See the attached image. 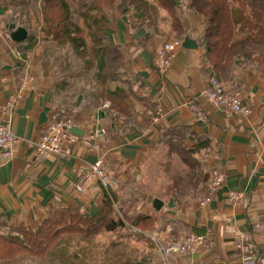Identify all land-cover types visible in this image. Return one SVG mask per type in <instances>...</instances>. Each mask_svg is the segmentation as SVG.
I'll return each mask as SVG.
<instances>
[{
    "label": "crops",
    "instance_id": "0c3cea01",
    "mask_svg": "<svg viewBox=\"0 0 264 264\" xmlns=\"http://www.w3.org/2000/svg\"><path fill=\"white\" fill-rule=\"evenodd\" d=\"M2 2L0 123L10 125L18 142L10 161L0 158V230L35 228L51 208L95 216L108 196L119 216L148 219L151 229L134 237L145 245L139 264H264V52L213 73L198 45L203 17L179 0L175 28L160 8L152 22L131 8L114 21L106 16L104 37L95 39L96 57L79 18L75 24L89 48L81 58L80 48L76 52L46 34L39 11L20 16ZM11 23L26 29L25 40L10 39ZM186 37L196 49L180 47L160 75L153 67L155 49L171 39L182 44ZM211 76L227 91H241L249 116L219 110L199 97ZM24 77L31 82L22 90ZM190 105L204 111L205 124L196 121ZM54 120L71 121L63 153L36 159L26 143ZM171 127L178 135L169 149L161 133ZM91 133L99 136L97 149L82 143ZM99 158L113 183L109 189L89 174ZM213 169L224 183L211 193ZM231 191L243 199L229 202ZM205 197L209 203H202ZM239 232L251 234L248 257L234 249ZM190 233L203 236V245L166 260L150 239L167 245Z\"/></svg>",
    "mask_w": 264,
    "mask_h": 264
},
{
    "label": "trees",
    "instance_id": "16d2710c",
    "mask_svg": "<svg viewBox=\"0 0 264 264\" xmlns=\"http://www.w3.org/2000/svg\"><path fill=\"white\" fill-rule=\"evenodd\" d=\"M184 1H188L186 8L189 11L203 17L204 29L198 45L213 73L230 69L234 62L264 52V0H182V4ZM34 2L37 0H5L2 6H14L23 16L29 13ZM41 4L40 14L46 34L59 44H69L76 52L80 48L77 55L81 58L89 55V48L84 42V32L75 24L79 18L88 29L86 36L93 43L91 54L96 57L100 50L95 46L96 40L104 37L106 16L114 21L131 8L138 12L137 16L152 22L160 8L170 16L172 28H175L180 5L179 0H154V4L147 0H44ZM175 128L161 133V142L169 149H172L171 139L178 135L174 133ZM126 225L140 231L151 229L147 218L119 217L108 196L95 216H86L79 209L51 208L35 228L20 225L7 232L0 230V260L48 254L67 263L69 258L64 245L70 241H87L104 232L120 236ZM127 233L131 237L143 238L142 234ZM123 264L139 263L128 260Z\"/></svg>",
    "mask_w": 264,
    "mask_h": 264
},
{
    "label": "built area",
    "instance_id": "2783aa9c",
    "mask_svg": "<svg viewBox=\"0 0 264 264\" xmlns=\"http://www.w3.org/2000/svg\"><path fill=\"white\" fill-rule=\"evenodd\" d=\"M181 47L178 40H169L162 43L154 54L153 64L160 75H165L176 51ZM31 78L24 77L21 81V89H25ZM199 97L207 104L213 107L230 112L235 115L247 117L250 115V107L246 104L244 97L239 90L227 91L224 85L214 76L208 78L206 84L199 92ZM22 94L16 95V100H20ZM189 110L194 115L196 121L201 124L207 122V116L202 109L190 105ZM161 110H157L152 118L153 123H157ZM71 128L70 120H54L47 125L45 133L38 139L28 141L26 146L30 149L36 159H45L52 155H61L63 153L64 142L69 135ZM102 132V131H101ZM103 133V132H102ZM99 136L96 133L88 134L82 138V143L90 149L98 148ZM18 139L12 132L9 124L0 123V158L2 161H10L13 157L14 146ZM89 174L98 180L106 189L112 187L113 183L107 174L102 158L97 159L89 169ZM224 183V175L217 169L211 172V179L208 190L212 193L217 191ZM243 199V193L231 191L228 193V200L231 203H237ZM210 198H203L202 203H209ZM124 231L139 233V230L126 225ZM151 241L160 251L162 257L166 260L171 256L187 255L195 251L204 243V237L195 234H187L181 239L170 244L163 245L154 236H150ZM235 251L242 257H248L253 250L251 234L248 232H239L233 242Z\"/></svg>",
    "mask_w": 264,
    "mask_h": 264
},
{
    "label": "rangeland",
    "instance_id": "374dc122",
    "mask_svg": "<svg viewBox=\"0 0 264 264\" xmlns=\"http://www.w3.org/2000/svg\"><path fill=\"white\" fill-rule=\"evenodd\" d=\"M41 1L37 0V2L32 3L30 11L33 13L35 11L40 12ZM9 7L18 11L14 6ZM120 233V236H116L114 233L104 232L87 241H70L68 245H64L67 248L69 258L67 263H63L57 256L47 254L42 257L22 255L0 260V264H114V262L123 264L128 260L132 263L137 261L141 256L140 252L144 251L145 245L136 238L128 236L127 231L123 229Z\"/></svg>",
    "mask_w": 264,
    "mask_h": 264
},
{
    "label": "water",
    "instance_id": "95a60500",
    "mask_svg": "<svg viewBox=\"0 0 264 264\" xmlns=\"http://www.w3.org/2000/svg\"><path fill=\"white\" fill-rule=\"evenodd\" d=\"M8 28L10 30V39L13 42L19 43L26 39L27 31L25 28L21 26H16L14 23L9 24ZM181 47L189 50V49H196L197 45L195 41L190 40L189 38L186 37L182 41Z\"/></svg>",
    "mask_w": 264,
    "mask_h": 264
}]
</instances>
